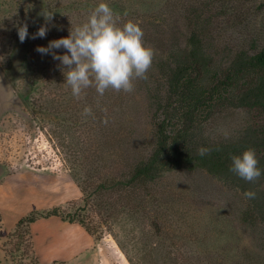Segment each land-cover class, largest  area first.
Instances as JSON below:
<instances>
[{
	"label": "rangeland",
	"instance_id": "obj_1",
	"mask_svg": "<svg viewBox=\"0 0 264 264\" xmlns=\"http://www.w3.org/2000/svg\"><path fill=\"white\" fill-rule=\"evenodd\" d=\"M92 1L0 0V264H43L23 245L16 251L15 225L7 233L3 228L30 211L80 204L71 169L80 177L84 173L87 184L117 180L127 171L124 156L134 155L123 145L98 149L94 140L102 131L86 116L82 123L73 118L84 108L76 111L60 62L36 51L87 22L96 8ZM165 1L131 0L129 6L159 9L160 20L170 22ZM43 11L53 13L52 19L46 21ZM24 24L29 35L21 43L17 28ZM40 27L47 29L46 36L32 39ZM128 97L127 110L113 119L117 125L108 127L109 137L132 142L145 153L141 144L150 140L152 112L144 92L133 89ZM245 117L242 112L224 116L212 135L228 137ZM255 120L264 123L262 117ZM73 187L79 191L76 199H70ZM108 196H95V207L86 211L88 220L102 219L104 199L124 203L126 209L100 228L99 264H264V233L241 220L243 195L204 170L172 169L148 188Z\"/></svg>",
	"mask_w": 264,
	"mask_h": 264
},
{
	"label": "trees",
	"instance_id": "obj_2",
	"mask_svg": "<svg viewBox=\"0 0 264 264\" xmlns=\"http://www.w3.org/2000/svg\"><path fill=\"white\" fill-rule=\"evenodd\" d=\"M130 1L92 2L96 7L105 3L119 14L120 27L128 21L139 25L144 33V46L154 52L147 78L132 81L134 90L146 94L148 110L152 112L150 140L141 144L145 153L132 142L117 143L109 137L108 127L117 125L113 119L127 110L126 100L133 90L108 89L101 97L95 87H89L79 99L69 93L76 111H79L77 106H81L80 110L92 109V115L86 117L102 131L94 140L99 150H119L123 145L124 150L133 151L134 155L124 156L127 171L117 180L107 177L87 184L84 173L80 177L71 169L82 194L81 203L69 210L57 205L44 211H30L18 219L12 233L18 239L16 251L23 245L35 256L29 226L51 216L78 224L94 240H100V228L126 209L124 203L104 199L100 204L101 208L104 205V217L88 220L86 211L95 207V196L109 198L110 192L124 196L127 190L148 188L172 169L204 170L224 185L237 189L245 199L242 222L254 229L261 228L264 233V123L255 120L264 118V19L261 18L264 0H166L163 5L171 13L170 22L160 20L159 9L138 10L129 6ZM235 112L246 117L236 123L233 132L228 137L212 135L218 121ZM77 114L71 112L75 121L82 123L85 116ZM202 147L210 149L208 154H198ZM248 149L255 151L262 172L254 182H247L230 171L231 156ZM249 191L255 193V198L244 195Z\"/></svg>",
	"mask_w": 264,
	"mask_h": 264
},
{
	"label": "clouds",
	"instance_id": "obj_3",
	"mask_svg": "<svg viewBox=\"0 0 264 264\" xmlns=\"http://www.w3.org/2000/svg\"><path fill=\"white\" fill-rule=\"evenodd\" d=\"M42 15L46 21L53 17L51 12L43 11ZM119 19V14L107 4L100 3L90 13L87 22L71 28L66 38L50 41L47 47L36 48L38 53L51 55L53 60L60 62L65 83L71 87L75 98H81L83 90L89 87H95L101 97L108 89L131 92L134 78H147L154 52L144 46V33L139 25L128 21L120 27L117 24ZM46 31L45 27H40L31 38H44ZM17 33L23 43L29 35L27 25L18 26ZM60 49L65 50L64 54L54 51ZM82 115H92V109L85 107ZM197 151L204 156L210 149L202 147ZM231 161L230 171L247 182H254L262 175L252 149L231 156ZM244 195L249 199L255 198V193L250 191Z\"/></svg>",
	"mask_w": 264,
	"mask_h": 264
},
{
	"label": "crops",
	"instance_id": "obj_4",
	"mask_svg": "<svg viewBox=\"0 0 264 264\" xmlns=\"http://www.w3.org/2000/svg\"><path fill=\"white\" fill-rule=\"evenodd\" d=\"M74 190L75 195L70 199L79 196L77 187ZM17 220L14 219L9 226L3 224L4 232L11 231ZM39 229L42 230L37 233ZM29 230L35 255L41 263L99 264L103 255L101 248L104 239L94 240L80 225L62 221L56 216L33 222Z\"/></svg>",
	"mask_w": 264,
	"mask_h": 264
}]
</instances>
